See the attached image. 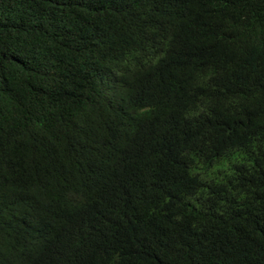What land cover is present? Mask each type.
Here are the masks:
<instances>
[{
	"label": "trees",
	"instance_id": "1",
	"mask_svg": "<svg viewBox=\"0 0 264 264\" xmlns=\"http://www.w3.org/2000/svg\"><path fill=\"white\" fill-rule=\"evenodd\" d=\"M0 264H264V0H0Z\"/></svg>",
	"mask_w": 264,
	"mask_h": 264
}]
</instances>
